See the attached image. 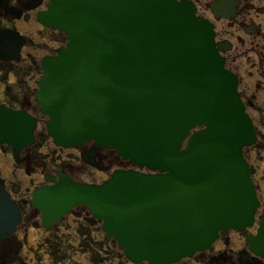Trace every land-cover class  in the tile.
I'll use <instances>...</instances> for the list:
<instances>
[{
    "label": "water",
    "instance_id": "water-1",
    "mask_svg": "<svg viewBox=\"0 0 264 264\" xmlns=\"http://www.w3.org/2000/svg\"><path fill=\"white\" fill-rule=\"evenodd\" d=\"M40 22L67 44L41 63L36 100L59 146L95 141L136 169L101 184L61 175L34 201L49 224L85 204L135 262L172 264L206 251L219 233L254 225L259 200L244 151L257 141L213 25L186 0H53ZM5 49L18 58L24 41ZM30 114L0 106V144L34 138ZM148 172H144V170ZM0 187V238L20 224ZM264 232V222L261 224ZM264 249V233L248 236Z\"/></svg>",
    "mask_w": 264,
    "mask_h": 264
},
{
    "label": "flooded vegetation",
    "instance_id": "flooded-vegetation-1",
    "mask_svg": "<svg viewBox=\"0 0 264 264\" xmlns=\"http://www.w3.org/2000/svg\"><path fill=\"white\" fill-rule=\"evenodd\" d=\"M52 1L0 0V40L2 36L10 35L12 42L9 45L15 49L19 41L14 36L24 41L17 59L10 58L14 53L8 48L3 52L7 58H0V106L24 111L37 122L34 138L22 148L0 144V187L17 206L21 218L13 233L0 238V264H44L46 257L53 264H83L77 257L88 258L91 264L113 261L149 264L129 260L118 243L103 231L102 220L92 215L85 204L75 206L47 224L43 211L34 201L36 191L55 185L61 175L77 183L101 184L118 169H135L134 164L124 160L112 147L99 146L95 141L59 146L47 133L48 117L36 100L38 82L43 75L41 63L46 56L57 55L67 44L63 32L47 27L39 20V14L47 11ZM186 1L195 6L200 19L213 25L226 67L238 77V90L257 136L256 143L247 147L244 154L254 170L252 179L259 206L251 228L242 232H220L211 248L172 264H264V249L258 254L252 252L247 240L248 236L258 237L264 233L261 231L264 157L258 150L262 145L264 151L261 143L264 140V0ZM39 49L46 51L41 59L34 53ZM71 218L78 222L77 226L65 225ZM68 233L77 237L78 252L74 245L63 249L62 238ZM234 235L241 239L239 245L233 240Z\"/></svg>",
    "mask_w": 264,
    "mask_h": 264
},
{
    "label": "rangeland",
    "instance_id": "rangeland-1",
    "mask_svg": "<svg viewBox=\"0 0 264 264\" xmlns=\"http://www.w3.org/2000/svg\"><path fill=\"white\" fill-rule=\"evenodd\" d=\"M37 56H38V58H43V56L46 54V51H43V50H37V51H35L34 52ZM1 97H2V93H1V90H0V99H1ZM44 121H46L47 120V118H44L43 119ZM44 123V122H43ZM263 131H264V128H263ZM261 143L262 144H264V140H261ZM258 150H261V154H262V156L264 157V151H263V148H262V145H260L259 146V148H258ZM258 152V151H257ZM259 153V152H258ZM261 154H260V156H261ZM255 155V154H254ZM262 167H264V163H262ZM70 224H72V225H75V226H77L78 225V222H76L74 219H70L69 221L67 220L66 222H65V225L67 226H69ZM64 226V225H63ZM80 227H84L83 225H81ZM67 236H65V238H64V236H63V242H62V247H63V249H65V248H68V246L69 245H74V249H76V251L78 252L79 251V242H78V240H77V237L74 235V234H72V233H68V234H66ZM101 239H103V238H101ZM233 240H235L236 241V244L237 245H239L240 244V242H241V239L239 238V236H237V235H234L233 236ZM106 249L108 250V252H110L111 251V249H110V247L109 246H107L106 245ZM118 254V253H117ZM120 254H121V252H120ZM77 260H80L83 264H91L90 262H89V260H88V258L86 259V258H82V257H77ZM193 263H196V262H193ZM44 264H53V262H51L50 260H49V258H44ZM60 264H65V263H60ZM105 264H119V261H113V262H111V263H105ZM183 264H185V262L183 263ZM191 264H192V262H191Z\"/></svg>",
    "mask_w": 264,
    "mask_h": 264
}]
</instances>
